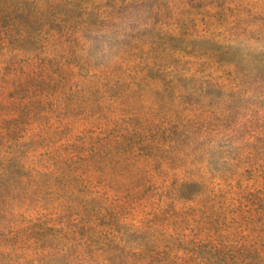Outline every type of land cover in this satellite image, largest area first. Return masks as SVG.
Here are the masks:
<instances>
[{
	"label": "rangeland",
	"instance_id": "1",
	"mask_svg": "<svg viewBox=\"0 0 264 264\" xmlns=\"http://www.w3.org/2000/svg\"><path fill=\"white\" fill-rule=\"evenodd\" d=\"M0 264H264V0H0Z\"/></svg>",
	"mask_w": 264,
	"mask_h": 264
}]
</instances>
